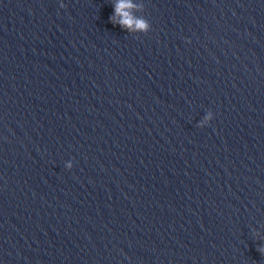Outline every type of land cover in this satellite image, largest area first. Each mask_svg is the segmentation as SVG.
I'll return each instance as SVG.
<instances>
[{
    "label": "clouds",
    "instance_id": "clouds-1",
    "mask_svg": "<svg viewBox=\"0 0 264 264\" xmlns=\"http://www.w3.org/2000/svg\"><path fill=\"white\" fill-rule=\"evenodd\" d=\"M114 8L113 14L109 17L113 25H119L122 29L132 34H147L151 30L150 22L144 16H137L138 11L144 12L143 2H134V0H112ZM63 8L64 5L61 4ZM213 119V113L209 110L199 122V127H204ZM72 163H67L66 168L71 169ZM253 235L259 237L260 233L253 230ZM257 251L264 256V244L257 247Z\"/></svg>",
    "mask_w": 264,
    "mask_h": 264
}]
</instances>
